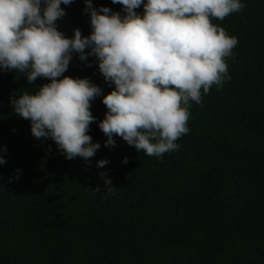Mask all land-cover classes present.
<instances>
[{
    "label": "trees",
    "instance_id": "16d2710c",
    "mask_svg": "<svg viewBox=\"0 0 264 264\" xmlns=\"http://www.w3.org/2000/svg\"><path fill=\"white\" fill-rule=\"evenodd\" d=\"M240 2L239 12L212 19L238 39L226 58L231 79L192 102L190 131L162 157L118 136L115 147L105 146L98 124L114 85L94 55L82 61L74 53L63 73L102 89L88 131L101 147L88 161L66 159L13 112L10 97L35 94L50 80L30 83L0 69V264H264V0ZM92 5L125 15L111 0ZM61 7L58 31L91 34L85 0ZM135 11L142 16L143 4ZM102 159L108 163L99 168ZM102 172L113 194L105 193Z\"/></svg>",
    "mask_w": 264,
    "mask_h": 264
},
{
    "label": "clouds",
    "instance_id": "9594fccd",
    "mask_svg": "<svg viewBox=\"0 0 264 264\" xmlns=\"http://www.w3.org/2000/svg\"><path fill=\"white\" fill-rule=\"evenodd\" d=\"M111 2L122 5L125 15L85 0L92 32L82 36L75 29L67 38L56 21L66 14L61 5L73 0H0V69L24 73L30 83L50 80L35 94L10 97L13 112L31 122L34 138H51L69 160L88 161L101 147L88 131L96 120L91 102L102 89L87 78L63 76L74 53L82 61L94 55L104 80L114 85L103 97L107 112L98 124L105 146L115 147L118 136L147 156L178 150L176 141L190 131L192 102L200 104L202 93L213 85L220 90L231 79L226 58L238 39L212 19L242 10L240 0ZM142 4L141 16L135 9ZM107 163L102 159L97 167ZM100 176L105 193L113 194L112 181L103 172Z\"/></svg>",
    "mask_w": 264,
    "mask_h": 264
}]
</instances>
